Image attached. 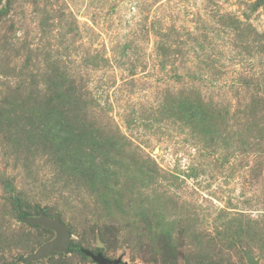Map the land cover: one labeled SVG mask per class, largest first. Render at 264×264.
Segmentation results:
<instances>
[{
  "label": "rangeland",
  "instance_id": "obj_1",
  "mask_svg": "<svg viewBox=\"0 0 264 264\" xmlns=\"http://www.w3.org/2000/svg\"><path fill=\"white\" fill-rule=\"evenodd\" d=\"M87 251L264 264V0H0V264Z\"/></svg>",
  "mask_w": 264,
  "mask_h": 264
},
{
  "label": "water",
  "instance_id": "obj_2",
  "mask_svg": "<svg viewBox=\"0 0 264 264\" xmlns=\"http://www.w3.org/2000/svg\"><path fill=\"white\" fill-rule=\"evenodd\" d=\"M33 223L40 224L42 226H45L49 229L56 230L58 233L57 238L50 240L43 244L40 248V250L34 255L35 258H44L50 254H54L55 252H67L71 242L72 237L71 233L68 229V226L64 223H62L58 218L51 219L47 216H40L39 218L35 220H31ZM88 254L92 255L93 258L99 263V264H126L122 263L119 260H110L106 257H104L102 254L94 255L90 251H87ZM248 263L249 264H259L258 260L252 255L247 253Z\"/></svg>",
  "mask_w": 264,
  "mask_h": 264
}]
</instances>
